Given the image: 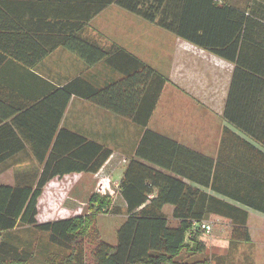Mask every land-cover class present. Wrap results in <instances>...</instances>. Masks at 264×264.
<instances>
[{"label":"trees","instance_id":"16d2710c","mask_svg":"<svg viewBox=\"0 0 264 264\" xmlns=\"http://www.w3.org/2000/svg\"><path fill=\"white\" fill-rule=\"evenodd\" d=\"M110 6L232 64L230 89L241 80L239 87L244 86L247 96L236 106L239 110L230 113L229 91L223 120L255 146L237 136L243 157L223 166L220 156L215 162L150 131L149 122L168 80L119 45H100L86 35L91 21ZM249 19L216 0H0V64L12 59L30 68L59 48L77 56L86 67L102 63L116 78L101 87L81 77L72 79L59 89L62 110L70 97L77 96L142 129L134 156L118 182L124 207L114 211L126 218L116 231L114 245L101 241L94 245L92 264H175L192 223L205 221L208 215L231 220L232 239L249 241L247 211L264 216V46L260 38L245 43L248 33L240 28ZM49 145H38L39 150L32 146L42 168L37 178L0 185V234L18 225L31 227L46 234L50 248L68 252L65 261L48 264H85L90 220L72 217L38 223L36 206L49 181L71 173L94 175L112 150L65 130ZM165 204L174 206L176 227H170L161 212ZM12 253V262L0 264H27L28 256Z\"/></svg>","mask_w":264,"mask_h":264},{"label":"crops","instance_id":"0c3cea01","mask_svg":"<svg viewBox=\"0 0 264 264\" xmlns=\"http://www.w3.org/2000/svg\"><path fill=\"white\" fill-rule=\"evenodd\" d=\"M216 1L218 5L227 2L235 9L237 15L249 16V24L242 25L240 28L241 32L248 33L245 43L250 44L253 40L260 38L264 46L263 1ZM184 43L186 42L182 41L181 44L184 45ZM186 44L183 49L179 48V50L189 53L191 56L189 58L199 64H203L205 59L210 57L219 65L227 63L232 66L222 106L217 111L209 108L197 98L186 94L165 75L168 81L151 117L148 129L215 162L220 156L221 164L228 166L239 159V156L243 157L237 136L254 145L248 136L223 120L229 91L232 93L230 94L231 113L233 108L236 111L239 110L242 98L247 96L243 93L244 86L239 87L238 82L241 80H236V84L230 89L233 75L232 64ZM247 55L250 56L251 52L248 51ZM246 59L248 61L250 57ZM99 65L86 67L77 56L60 48L30 68L12 59H6L0 64V185L14 186L37 178L42 168L37 163L32 146H36V149L38 145L50 144L51 146L62 130L80 135L108 149L117 150L123 164L117 176L121 179L127 161L134 156L142 129L77 96L70 97L64 111L62 110L63 97L59 89L72 79L81 77L92 84H94L93 81L101 84L105 78H107L106 83L116 78H110L109 71L107 74H104V71L100 72L98 69H102V65L101 67ZM162 103L165 105V125L159 128L154 122L158 119L156 115ZM237 105L239 107L236 108ZM256 147L262 150L259 145ZM87 176L90 180L89 184ZM91 177L92 174L71 173L49 181L38 199L37 213L40 199L45 192L52 194L46 205H54V212H57V198L60 199L57 194L78 190L90 192L93 188ZM184 182L189 184L186 180ZM201 190L209 193L206 189ZM155 196L154 194L149 199ZM216 198L225 200L220 196ZM173 210L174 206L171 204H165L161 208L170 227H176L179 224L172 216ZM121 216L123 219L126 218L124 215ZM206 219L213 223L212 233L209 236L203 235L204 238H199L196 244L192 242L190 252H224L214 257V261L221 264H264V249L260 250L262 246L264 247V216L247 211L246 223L249 235L247 242L232 239L233 223L231 220L218 215H208Z\"/></svg>","mask_w":264,"mask_h":264},{"label":"rangeland","instance_id":"374dc122","mask_svg":"<svg viewBox=\"0 0 264 264\" xmlns=\"http://www.w3.org/2000/svg\"><path fill=\"white\" fill-rule=\"evenodd\" d=\"M85 33L100 45L108 46L111 43L119 45L159 73L167 75L186 94L197 98L209 108H214L213 110L217 111L222 106L223 96L227 91L232 71L231 65L225 62L224 65H219L210 57L205 59L203 64L191 60L189 53L179 50V48L183 49L187 45L186 43L182 45V41L172 34L147 24L140 18L114 6L106 8L97 15L85 29ZM202 60L204 61V59ZM99 66L102 68L98 67L100 72L104 71V74H107L109 71L110 78L116 77V74L113 75L110 70L105 69L107 67L104 64L100 63ZM105 79L101 84L93 81L94 85L103 86L106 83ZM162 104L158 115H156V119H158L154 122L159 128L165 125V105ZM115 134L117 135V133ZM116 151L112 150V156H114L102 167L100 173L96 177L92 175V191L78 190L77 192L58 193L57 196H60V199L57 198V212H54V205H46L52 194L45 192L40 199L39 212L36 215L38 223L72 217L90 220L89 230L84 240L85 264H92V250L98 241L109 245L115 244L116 231L125 220L121 216L124 213L114 211L115 207L123 210L121 209L123 202L118 192L120 179L117 177L123 164L121 156ZM87 179L89 184L88 176ZM100 184L107 187L105 189L103 185L104 192L100 190ZM88 188H90L89 185ZM78 189H80L79 186ZM99 203H103L100 208L98 207ZM205 222L208 220L206 219ZM210 224L213 230V223ZM204 236H190L187 232L183 242V246L186 247H183V250L173 261L177 264H196L207 260L213 264L214 257L224 252H190L192 250L190 244L192 242L196 244L199 238H204ZM46 242L45 233L31 227L18 225L16 229L0 234V252H9V255L6 256L0 253V262H12V252L28 256L25 259L27 264L60 263L66 260L68 252L55 247L50 248ZM263 249L262 246L260 250Z\"/></svg>","mask_w":264,"mask_h":264},{"label":"built area","instance_id":"2783aa9c","mask_svg":"<svg viewBox=\"0 0 264 264\" xmlns=\"http://www.w3.org/2000/svg\"><path fill=\"white\" fill-rule=\"evenodd\" d=\"M113 156H111L110 158L112 159ZM100 171L101 170H99L94 176L96 177L100 173ZM103 185L104 184H100V187H101L100 190H102V192H104ZM106 188L107 187L105 186V189ZM116 188H117V186H116ZM98 192H100V191H98ZM211 233H212V226L210 223L205 222V221L193 222L191 225L190 232H189L190 236H196V235L209 236Z\"/></svg>","mask_w":264,"mask_h":264}]
</instances>
